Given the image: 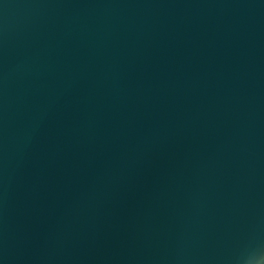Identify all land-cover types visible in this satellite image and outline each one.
I'll return each instance as SVG.
<instances>
[{"label": "water", "instance_id": "water-1", "mask_svg": "<svg viewBox=\"0 0 264 264\" xmlns=\"http://www.w3.org/2000/svg\"><path fill=\"white\" fill-rule=\"evenodd\" d=\"M264 260V0H0V264Z\"/></svg>", "mask_w": 264, "mask_h": 264}, {"label": "clouds", "instance_id": "clouds-1", "mask_svg": "<svg viewBox=\"0 0 264 264\" xmlns=\"http://www.w3.org/2000/svg\"><path fill=\"white\" fill-rule=\"evenodd\" d=\"M243 264H264V260L256 259L252 256L244 259Z\"/></svg>", "mask_w": 264, "mask_h": 264}]
</instances>
